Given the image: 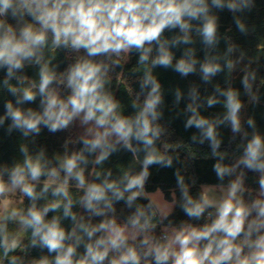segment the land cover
I'll return each mask as SVG.
<instances>
[{"label": "clouds", "instance_id": "clouds-1", "mask_svg": "<svg viewBox=\"0 0 264 264\" xmlns=\"http://www.w3.org/2000/svg\"><path fill=\"white\" fill-rule=\"evenodd\" d=\"M255 7L256 0H0V94L12 97L0 128L21 137L18 158L0 162V264H264V135L252 117L246 120L251 134L244 128L245 105L230 82L215 85L216 94L206 98L207 107L222 105V115L201 114L197 86L184 109V127L198 130L192 142H207L219 158L213 166L219 183L203 184L194 195L196 181L186 182L177 168L170 199L146 189L150 167L171 168L180 157L169 149L181 147L162 141L163 95L153 69L182 77L199 72L210 83L223 60L230 74L245 54L232 59L238 50L232 43L222 55L216 51L217 13L230 12L248 35L255 29L242 15ZM196 37L203 60L195 47L175 58L172 49L195 45ZM133 55L132 74L142 75L126 114L112 75ZM259 60L242 68L252 104L260 99ZM181 98L176 89L177 104ZM221 126L230 128L233 142L241 138L232 163L218 151ZM77 127L79 135L65 140L62 152L49 155L36 146L42 129ZM121 151L131 153L132 162L114 175L104 165ZM249 172L258 187L246 185ZM177 209L187 219L177 221Z\"/></svg>", "mask_w": 264, "mask_h": 264}, {"label": "trees", "instance_id": "trees-1", "mask_svg": "<svg viewBox=\"0 0 264 264\" xmlns=\"http://www.w3.org/2000/svg\"><path fill=\"white\" fill-rule=\"evenodd\" d=\"M217 14L220 18L221 39L216 51L222 55L226 51L228 44L232 43L235 44L238 49L232 53V59H238L241 51L245 54V59L238 63L237 67L233 69L230 74L227 68L224 67L223 60L220 61L223 71L212 77L210 83L204 82L199 72L190 74L188 77H182L171 69H164L161 67L153 69L154 75L158 77L161 83L163 95V103L160 106L163 115L159 123L166 128L167 135L162 137V141H167L170 144L179 143L181 147L175 150L169 149L170 155H179L180 157L179 162L174 159L171 168H161L159 166L150 167V177L146 184V189L153 192L156 189H160L168 199L171 198V191L176 188L175 171L177 168H179L181 173L185 176L186 182L191 184L193 179L196 181L195 185L190 188V192L194 195L198 193L200 186L203 184L219 183L213 168L219 158L212 156L211 148L207 142L203 145L192 142L191 136L194 134L198 135V130L195 128L186 129L184 127L187 119V114H185L184 109L190 102L188 93L192 86H197L200 95L198 102L205 105L200 108L201 114L213 118L216 115L223 114V107L220 104L207 107L206 98L216 94L215 85L219 84L221 88H226L228 82H230L233 87L240 91L241 100L245 105L241 113L244 128L251 134L252 129L248 127L246 120L248 117H252L256 121L257 129L264 135V86L259 84V79H264V51L261 50V48H264V0H256V7L253 11L249 14L242 15V19H244L246 25L250 29H255L254 31H250L248 35H244L238 31L230 12L224 10ZM173 34L175 33H166V36L170 37ZM185 47H195L197 49V58L203 60V45L199 42L198 37H196L195 45H181L179 48H173L172 51L174 52L175 58L178 59L182 55ZM62 56L63 54H61V58ZM257 56L260 57L259 79L257 81V86L260 88V99L257 103L252 104L248 102V98L244 94L241 84V79L244 74L242 68L249 59ZM137 59L138 58L133 55L132 58L125 63L123 69H117L112 75L113 92L116 98L124 105L126 114L133 111L131 108V100L134 99V93L139 89L138 79L139 76L142 75V71L135 75L132 74L133 70L136 68ZM63 67L64 65L61 66V70H63ZM252 67L256 68L258 65L253 63ZM197 68H199V65H197ZM120 73H122V75L117 79ZM29 74L32 75L34 73L29 70ZM0 76H2V74H0ZM128 88L133 90L131 96L128 93ZM176 89H180L182 92V98L179 104H177L175 100ZM6 98L12 99L11 96L5 97L3 94H0V115L5 111L4 104ZM36 103L38 104V101ZM219 130L222 143L218 151L227 152L228 155L225 157L224 162L232 163L240 154L241 150H238L236 145L240 143L241 138L237 135L235 142H233L231 140L233 134L229 127L221 126ZM77 136L75 128L59 133H50L47 129H42L40 136L36 138V146L45 147L48 154L52 155L54 152L63 151L62 146L65 140L70 137L75 139ZM20 140L21 137L19 132H13L11 136H8L5 130L0 128V162L11 163L14 158H18ZM80 146L79 144L69 145V148L71 150ZM159 146L161 150H163L162 143H160ZM30 147L32 146L30 145ZM131 162V153L121 151L110 157V160L106 162L104 167L106 169L109 167L112 168L113 174L117 175L118 168L127 167ZM138 168L139 166L137 165V170ZM255 175L256 174L251 172L247 173L248 178L246 180V185L258 187V184L254 183L253 180ZM177 197H179L178 190ZM117 207H122V204ZM181 219H187V217L177 209L176 220L179 221Z\"/></svg>", "mask_w": 264, "mask_h": 264}, {"label": "rangeland", "instance_id": "rangeland-1", "mask_svg": "<svg viewBox=\"0 0 264 264\" xmlns=\"http://www.w3.org/2000/svg\"><path fill=\"white\" fill-rule=\"evenodd\" d=\"M75 130H76V132H77V135H79V133H80V129L77 127V128H75Z\"/></svg>", "mask_w": 264, "mask_h": 264}]
</instances>
